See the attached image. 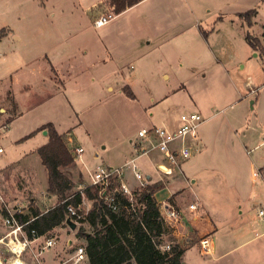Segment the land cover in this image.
<instances>
[{
	"label": "rangeland",
	"instance_id": "rangeland-1",
	"mask_svg": "<svg viewBox=\"0 0 264 264\" xmlns=\"http://www.w3.org/2000/svg\"><path fill=\"white\" fill-rule=\"evenodd\" d=\"M154 1L157 0L145 1L137 9H141ZM196 1L207 9H212L213 12L222 8L220 10L221 14L228 17L235 16L237 11H244L258 6V22L250 28V31L264 40V0ZM93 2L98 3L99 0H83V7L79 6V4L78 6H69L73 11L69 10L67 14L81 16L85 19L89 18L90 20L88 8ZM104 3L108 4L106 1ZM104 3L100 7L105 6ZM119 4L122 5L120 2ZM26 9L30 12L32 11V8L28 7ZM48 10L57 12L58 8L48 5ZM92 12L94 13V10ZM209 14L204 13L206 17ZM184 19L186 17H183ZM187 19L189 20L190 18L188 17ZM7 22L11 24L10 17L7 15L3 5V0H0V27H5ZM201 23L203 26H209L211 21L203 20ZM88 25V31L92 34H95L99 30L98 28L104 27H95L92 22H89ZM19 31L21 30L19 29ZM3 32L1 29L0 70L2 72L0 74V89H2L7 80L9 82L10 77L5 78L6 71L11 73L14 65L20 64V60H22L23 55L17 50L21 49L25 53L24 56H26L29 51L35 53L38 52L40 47H45V42L52 46L55 41L53 36H46L45 41H43L37 36L38 31L35 28L33 30L25 29L26 34L35 37L32 40H16L11 37V34L7 35L3 34ZM13 45L18 46L19 49L12 51ZM237 51L236 61L228 71L229 76H227V79L217 80V76L211 75L210 79L202 80L203 73L197 71L199 69L197 65L179 68L175 63L170 71V80L161 78L158 82V85L169 84V86H172L178 76L182 75L184 77L186 74L188 79L186 84L189 86L188 91H181L173 97L172 101L168 100L167 104L171 107L172 104H175L179 112L197 111L205 117L215 114L202 127L198 128L199 133L200 130H203L206 147L199 152L197 151L198 153H194L192 159L182 165V169L187 177L190 175L189 168L200 169L202 172L211 169L209 172H212L213 175L217 172L215 170L220 171V173L217 172L216 175L219 177L214 182L211 184L206 183L203 186V191L206 193L207 201L216 203L215 205L221 206L225 211L230 210L231 207L229 206H233V204L223 201L222 196L226 198L229 195L230 199L233 200L235 195L231 196V194H233L232 190L234 187L241 194L247 193V191H252V195L256 193L260 202L264 203V182L258 169L264 163V143H262L264 138V58L260 54L255 55V51L247 42L245 36L241 43L238 44ZM199 56L198 60L201 64L207 68L211 66L209 55L204 53ZM12 57H15V60ZM5 58L8 59V62L4 60ZM212 70H216V66L213 65L212 68L207 69V74L210 75L209 72ZM248 77H250L252 86L256 89L255 92H251L246 84ZM91 88H94V90L91 89L94 97L76 100L74 104L77 113L72 118L68 116V112H70L69 103L47 104L34 109L33 112L24 110V115L15 117L9 116L7 113L4 114V112L1 113L3 117L0 118V148H2V151H0V168H3V170L0 173V188L6 196H3L5 200L8 199L6 202L9 208H20L26 214H32L34 209L45 212L55 201H57L56 203L59 201L57 195H49L46 191L49 182V172L37 150L39 142L44 141L45 137L38 135L39 137L37 138L28 137L20 140L33 130L34 125L47 117L58 118L60 122H64L66 129H69L64 136V142L70 154V150H73L76 146H82L84 149L81 158L78 156L74 157L70 164L60 167L67 179V184H69L66 196L70 193H75L86 180H90L88 169H93L97 164L106 167L123 168L125 182L129 181V187L137 188L136 186L140 182L134 175L132 165L127 164L135 156L132 141L138 139V130L140 128L151 125L147 122L146 116L150 111H155V116H157L158 106L155 105H158L159 101L144 102L143 100L129 97L125 92L120 93L118 89L113 93L114 96H110L102 86L93 85ZM18 91L21 93L20 89ZM26 96L28 97L29 94H26ZM27 97H22V99L26 100ZM160 101L166 103V98ZM194 101L198 104L195 105ZM228 106L233 107V113L229 112ZM147 109L148 111H146ZM141 110L144 111V114H141ZM130 139L133 140L131 141ZM193 143L196 146L195 140ZM50 152L53 155L55 154L54 149L50 150ZM154 153L155 155L157 154V152H153L150 157L145 156L137 159V170L145 175L151 174V181L161 182L164 185L157 192V198L161 200L159 202L162 204V202H169L167 195L173 187L172 182L175 181V175L180 173L178 168H176V173L173 175H164L160 172L155 165ZM196 158H199L198 162H196ZM235 161L238 162L237 167H234L233 162ZM253 162L256 167L251 166ZM254 176L259 177V182L252 181ZM167 179L170 180V183L167 182ZM190 191L191 187H187V192ZM214 194L219 195L220 199H217V195ZM210 196L213 198H209ZM92 203L93 201L87 200L85 207L88 205L92 206ZM212 207L211 204L210 208ZM7 215L8 211L6 208H0V237L9 230L4 223V218ZM232 217L231 222L233 224L225 223L226 225L221 226L214 236L210 235L217 240L219 246L221 244L225 246L236 245L238 243L237 237L251 232V229L253 230L252 234L257 236V239L253 243L224 257L221 261L232 258L235 259V264H254L263 261L264 220L258 216L257 208L252 206L243 215L238 212L232 213ZM184 223L185 221L179 226L181 229L183 226V232L180 231V236L186 238L188 231L186 232ZM237 223L242 224V227H235ZM231 225L234 226V231H232ZM63 227L65 231L62 230V232L66 235L64 248L66 247L67 250L71 248L72 251L76 250L79 245L86 244L84 238L78 237V230H93L87 222H80L76 230L70 229L67 224H64ZM58 233L61 234V231H53L48 236L56 237ZM189 236L193 238V241L189 243H193L187 246L185 252L186 262L204 264L208 260L205 258H208L209 255L200 251L198 247L199 238L195 231H190ZM67 238L74 239L75 244H68L66 242ZM176 240L178 241V239ZM189 243L185 241V244ZM252 247H255L253 255L247 254ZM48 250L50 249H46V251ZM38 251H42L41 245L38 246V243H32L27 251L22 254L21 259L27 264H40L39 258L43 259V257L40 256L38 258L41 254H38ZM68 252L70 251L66 253L68 254ZM16 255L7 244L0 243V264H9L10 259Z\"/></svg>",
	"mask_w": 264,
	"mask_h": 264
},
{
	"label": "crops",
	"instance_id": "crops-1",
	"mask_svg": "<svg viewBox=\"0 0 264 264\" xmlns=\"http://www.w3.org/2000/svg\"><path fill=\"white\" fill-rule=\"evenodd\" d=\"M145 1L148 0H142V2L132 6L128 5L115 20L103 28H98L99 30L92 34L88 31V23L92 22L93 24L94 16L97 15L92 11L97 12L94 6H99L105 0H99L98 3L93 2L88 8L90 20L89 18L85 19L81 16L67 14L69 10L73 11L70 9L71 6H78L79 4L83 7V0H3L11 23L7 22L5 27H0V31L1 29L4 31L3 34H11V37L16 40H32L35 37L26 34L25 29L33 30L35 28L38 31L37 36L43 41H45L46 36H53L55 41L52 46L45 42V47H40L35 53L29 51L26 56L18 46H12V51L19 49L17 51L24 58L22 57L20 64L14 65L11 73L6 71L5 78L10 77V79L0 89V118L3 117L2 112L15 117L24 115L26 110L33 112L34 109L44 105L59 103H69L70 112H68V116L72 118L77 113L74 104L76 100L93 98L94 94H92L91 89L94 90V88L91 86L96 85L102 86L110 96H114L113 93L116 89L122 93L125 87H130L135 94V99L149 103L159 101L158 105H155L158 106L157 116H155V111H150L147 116L145 115L147 122L151 124L147 127L164 124L170 127L177 126L180 114L192 111L179 112L175 104H172L171 107L167 101H172L173 97L181 91H188L187 75L178 76L172 86L169 84L158 85L159 80L161 78L170 80V71L175 63L179 68L197 65L199 67L197 71L203 73L202 80L210 79L211 75L217 76V80L227 79L228 71L236 61L238 44L241 43L244 36L246 38L247 32L258 22L259 9L258 6L251 8L255 9L256 12L251 17L252 24L249 26L247 21L239 17V13L251 9L237 11L235 16L228 17L221 14L222 8L213 12L212 9H207L196 0H157L137 9ZM48 5L58 8V11L50 12ZM28 7L32 8L31 12L26 9ZM204 13L210 14L206 17ZM183 17L186 19L183 20ZM203 20H209L211 23L209 26H203L201 23ZM202 30L207 33L204 34ZM254 36L258 37L264 46V40L260 36ZM190 38H192L191 41H189ZM253 50L255 55L260 54L264 58L260 50L254 48ZM204 53L210 56L211 66L208 68L198 60L199 55ZM12 59L15 60V57ZM4 60L8 62L7 58ZM213 65L216 66V70L210 71V75H208L206 70L212 68ZM1 72L2 70H0V74ZM19 89L21 93H19ZM26 94L29 96L27 97ZM22 97L27 98L24 100ZM163 98H166V103L160 101ZM194 103L195 105L198 104L196 101ZM229 112L233 113V111ZM141 114H144L143 110H141ZM214 115L206 117V121ZM47 123H52L60 134H67V130H69L66 129L64 122H60L58 118L47 117L40 120L29 133L36 131L30 136L32 138H37L38 135L45 137L44 141L38 143L37 150L49 140L48 132L45 133L47 129L37 131ZM26 136L20 140L28 138ZM205 142L203 130H200L195 140V153L206 147ZM198 159H195L196 162ZM154 160L156 165L158 162L164 161V155L157 153ZM233 163L234 167L238 166V162ZM251 166L256 167V164L253 162ZM258 169L264 182V163ZM1 170L3 168H0V173H2ZM210 170L207 169L202 172L200 169L189 168V177L185 175L184 171L182 174H176L175 181L172 182L173 187L167 195V199L169 198L172 205L186 210L183 222L185 221L184 227L188 234L186 233V238L180 235L178 237V242L185 249L193 243H189L193 241V238L189 236L190 231H195L197 234L199 238L198 247L202 252L199 245L200 238L205 235L214 236L221 226L226 225L225 223L233 224L231 222L232 213L238 212L243 215L252 206L257 208L259 205H264L256 193L252 195V191H247V193L241 194L235 187L232 190L233 194H231V196L235 195L233 200L230 199L229 195L226 198L222 196L223 201L233 204V206H229L231 207L230 210L225 211L221 206L215 205L216 203L207 201L203 186L206 183L214 182L219 177L216 175L217 172L220 173V171L215 170L217 172L213 175L212 172H209ZM147 176L150 178L149 183L155 182L151 181V174H147ZM168 179L167 182L170 183ZM126 183L130 186L129 181ZM187 187H191L190 192H187ZM157 192L156 199H158ZM0 194L5 196L1 188ZM217 197L220 199L219 195ZM209 198L213 197L210 196ZM6 200L8 201V199ZM159 201L161 202L158 199ZM56 202L50 208L54 207ZM194 202H199L203 209L198 212L190 211L189 205ZM211 204L212 208H210ZM236 226L242 227V224L237 223ZM182 229L180 228V231ZM231 229L234 231L233 225H231ZM62 230L65 231L63 225L57 226L33 242L38 243V246L41 245L42 251H38V254L41 253L38 258L41 256L43 259L39 258V263L89 264L88 258L78 263L75 262L76 250L64 248L66 235ZM53 231H61V234L56 235V244L46 251L43 249L45 236ZM250 231L241 237H237L238 243L233 246H225L224 244L219 246L214 238L213 253L206 254L209 256L205 258L208 260L204 264H235L234 258L223 261L221 259L256 241L257 236L252 234V229ZM183 240L189 244H185ZM66 242L75 244L72 238H67ZM67 251L70 252L67 254ZM249 251L247 254L253 255L255 247L250 248ZM239 257L242 258L240 255ZM183 263L190 264L186 262L185 253ZM263 263L264 260L254 264Z\"/></svg>",
	"mask_w": 264,
	"mask_h": 264
},
{
	"label": "trees",
	"instance_id": "trees-1",
	"mask_svg": "<svg viewBox=\"0 0 264 264\" xmlns=\"http://www.w3.org/2000/svg\"><path fill=\"white\" fill-rule=\"evenodd\" d=\"M105 1L111 4L120 2L126 6L128 3L132 6L142 0ZM255 12V9L240 12L239 17L247 21L250 26L251 17ZM203 33L207 32L203 31ZM246 40L255 50H260L264 55V46L258 37L249 31L246 34ZM124 92L129 97H135L130 87H125ZM42 129H47L49 132L48 142L38 148L41 159L49 172L47 192L49 195H57L59 201L45 212L34 209L32 214L17 213L21 221L31 215L37 216L28 227V232L30 233L31 227H34L40 235L66 224L68 202L64 199L68 184L60 167L74 160V156L68 152L64 142L66 134H60L52 123L45 124L37 131ZM35 132L26 137L32 136ZM52 149L55 150L54 155L50 152ZM162 187L164 185L157 181L146 184L136 191L137 196L133 203L118 194L122 201L118 212H114L109 204L99 196L97 187L89 186L84 189L86 198L93 203L88 215L81 222H87L93 230L81 229L78 230L77 235L86 241L84 246L89 264H184L183 257L186 249L177 240L175 241L165 226L160 203L155 196V193ZM71 201L76 205L79 204L82 201L81 193L77 192ZM167 239L173 242L172 246L169 250H162L161 245Z\"/></svg>",
	"mask_w": 264,
	"mask_h": 264
},
{
	"label": "built area",
	"instance_id": "built-area-1",
	"mask_svg": "<svg viewBox=\"0 0 264 264\" xmlns=\"http://www.w3.org/2000/svg\"><path fill=\"white\" fill-rule=\"evenodd\" d=\"M100 5L94 6V8L97 9ZM104 5L105 6L97 9V12L94 11V13H97L93 19L95 27H103L109 24L128 7L124 4L120 5L119 3H104ZM246 84L251 92L256 91L250 82V77H248ZM229 110L232 112L233 107L230 106ZM205 121L206 117L203 114L192 111L180 114L179 124L175 127H170L169 125L164 124L139 129L138 139L132 141L135 156H133V158L127 163L128 165H132L134 175L140 182L137 188L132 189L127 185L124 180L123 168L106 167L97 164L93 169H88L90 180L85 181L78 191L70 193L65 197L64 201L68 202V217L76 221L78 224L86 218L91 206L88 205L85 207L88 199L85 196L84 189L89 186H95L98 188L99 196L109 204L114 212H118L122 205L121 198L118 194H121L128 199L129 202L133 203L137 196L136 191L150 182L149 176L142 174L137 170L138 165L136 160L144 156L149 157L153 152L162 153L164 155V161L156 164V167L160 172L164 175H173L176 173V168H178L179 173L182 174V165L190 160L196 151L193 141L196 140L198 136V128ZM262 143H264V138ZM0 150H2V148H0ZM70 151L75 158L77 156L81 158L84 149L82 146H76ZM252 180L253 182H258L259 177L254 176ZM77 192L81 193L82 201L76 205L71 200L77 195ZM4 207L8 211V215L4 218V223L9 230L0 237V243L7 244L15 254L21 257L34 241L43 236L40 235L34 227H31L30 233L28 232V227L31 226L32 221L37 216L31 215L29 218L21 221L17 216V213H26L20 208H9L5 198L0 194V208ZM200 209H203V206L199 202H194L189 205V210L192 212H198ZM160 211L163 222L168 231L175 239H178L181 234L179 226L183 223L186 210L177 208L170 202H162V204L160 203ZM257 212L258 216L264 220V205H259L257 207ZM56 242L54 236H45L43 249L51 248ZM10 243L15 244L17 248H12ZM18 243L23 244L24 247L21 251L16 252L17 249H21V247L18 246ZM172 243V241L167 240L161 245V249L169 250ZM199 245L203 253L212 254L214 250V238L210 235L202 236ZM74 257L76 263L88 258L84 245H81L76 249ZM25 264L27 263L25 262Z\"/></svg>",
	"mask_w": 264,
	"mask_h": 264
},
{
	"label": "bare ground",
	"instance_id": "bare-ground-1",
	"mask_svg": "<svg viewBox=\"0 0 264 264\" xmlns=\"http://www.w3.org/2000/svg\"><path fill=\"white\" fill-rule=\"evenodd\" d=\"M1 151V150H0ZM10 246L12 247V248H17L16 246H15V244H13V243H10ZM18 246L19 247H21V249L19 250V249H17L16 250V252H19V251H21L22 249H23V244H19L18 243ZM13 251V250H12ZM13 253H14V251H13ZM9 264H25V262L21 259V257H19L18 255H16L14 258L12 257V259H10V262H9Z\"/></svg>",
	"mask_w": 264,
	"mask_h": 264
},
{
	"label": "water",
	"instance_id": "water-1",
	"mask_svg": "<svg viewBox=\"0 0 264 264\" xmlns=\"http://www.w3.org/2000/svg\"><path fill=\"white\" fill-rule=\"evenodd\" d=\"M45 133H47V130H45ZM66 224L70 227V229L72 230H76L78 227V223L76 221H74L73 219H71L70 217H68L66 219Z\"/></svg>",
	"mask_w": 264,
	"mask_h": 264
}]
</instances>
